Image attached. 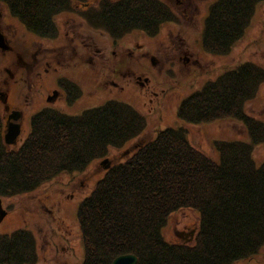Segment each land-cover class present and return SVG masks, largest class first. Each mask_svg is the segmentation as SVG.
Instances as JSON below:
<instances>
[{"label":"trees","instance_id":"obj_1","mask_svg":"<svg viewBox=\"0 0 264 264\" xmlns=\"http://www.w3.org/2000/svg\"><path fill=\"white\" fill-rule=\"evenodd\" d=\"M264 0H216L204 20L203 49L229 54L241 40ZM29 30L43 37L59 33L56 16L68 0H0ZM88 25L114 39L133 30L149 36L177 21L162 0H101L84 10ZM264 83V67L242 61L225 69L180 103L178 117L202 123L222 117L240 121L249 136L216 139L213 159L187 138L185 127H167L114 162L79 204L83 264H112L134 253L137 264H234L257 256L264 245V160L254 157L264 143V120L250 114L248 101ZM73 104L83 90L60 79ZM146 119L130 103L110 99L71 114L44 108L32 117L31 131L17 148L4 142L0 115V197L34 191L63 172L83 171L141 135ZM182 208L199 212L192 242L170 241L163 227ZM37 259L32 232L0 234V264H31Z\"/></svg>","mask_w":264,"mask_h":264},{"label":"rangeland","instance_id":"obj_2","mask_svg":"<svg viewBox=\"0 0 264 264\" xmlns=\"http://www.w3.org/2000/svg\"><path fill=\"white\" fill-rule=\"evenodd\" d=\"M89 1L92 2L90 7L98 2ZM179 1L169 0L167 3L181 18L166 22L156 36L133 30L114 39L107 30L90 27L83 11L75 7L69 9L72 11H63L58 17L60 42L69 39L66 32L71 27H78L84 45L79 47L80 54H54V60L70 70L63 71L57 65L49 77L55 80L57 76L67 75L78 80L84 95L70 106L64 102L52 106L67 113H81L87 107L98 106L112 98L130 103L145 116L146 126L139 137L121 148H112L107 156L112 163L123 160L141 142L154 138L159 130L167 127L187 128L188 140L216 160H219L213 147L216 139L249 140L240 121L222 117L202 123L184 122L178 117V108L187 95L239 62L252 61L264 67V1L258 4L244 37L226 55L211 54L202 46L204 20L215 0ZM0 10L4 17L23 26L7 5L0 3ZM21 26H18V34L26 45L40 39ZM173 32L178 35L172 37ZM172 40L176 43L174 47H170ZM138 43L142 46L137 47ZM127 46L130 49H126ZM148 49L151 53H147ZM21 51L23 56L27 55L26 51ZM15 59V52L3 53L0 49V76L9 75L3 67L13 69ZM75 59L76 63L73 62ZM9 84L12 85L11 103L15 107L18 95L24 94L25 90L21 92L17 77L10 79ZM41 88L46 90V87ZM40 95L36 97L37 105L43 104ZM246 108L250 114L264 120V83L256 97L247 102ZM38 109L36 106L32 110ZM29 129L27 119L23 123L22 136L27 135ZM254 157L259 163L264 160V143L255 146ZM105 158L92 161L84 171L60 173L34 191L2 197L8 214L0 224V234H10L19 228L29 229L37 244V259L31 264H83L85 248L77 211L80 202L105 174L107 168L102 163ZM198 221V210L182 208L170 215L163 234L170 241H182L185 237L178 232L187 229L189 234L197 228ZM234 264H264V245L253 260H239Z\"/></svg>","mask_w":264,"mask_h":264},{"label":"flooded vegetation","instance_id":"obj_3","mask_svg":"<svg viewBox=\"0 0 264 264\" xmlns=\"http://www.w3.org/2000/svg\"><path fill=\"white\" fill-rule=\"evenodd\" d=\"M68 1L70 3L71 9L75 7L76 10L79 9L82 10L83 12L84 10L88 9L92 4V2L89 0H68ZM168 1L169 0H165L164 2H166V4L169 5V3H167ZM100 2L101 0H98V2L95 5L100 4ZM0 3L5 4L4 2H0ZM174 12L177 16V19L181 18V16L178 15L176 11ZM61 13L62 12H60L56 16V24L58 29H59L58 26L59 23L57 22V20ZM81 21H83V19H81ZM22 25L23 26L18 25L15 22H13L11 19H7L6 17H4V13L0 10V32L3 34L5 41L9 47L7 50H4L2 47H0V49L3 51V53L15 52L16 54V59L12 64L14 65V68L10 69V67L8 66L3 67L5 72L8 73L9 75L0 76V110H3V112L1 111L0 112L2 117L3 132H7L8 127L10 125H18L21 131L16 142L13 144L14 146L19 145L26 137V136H22L24 121L28 119L31 128L32 117L38 112L42 111V109L40 108L46 106H50L51 108H56L53 107L52 105H56L59 102H64L66 106L67 105L70 106V103L68 102L67 99L70 93H67V91L62 87V85L60 84V79L68 78L69 80L73 81V83H75L77 86L79 85V87L82 89V86L80 85L79 81L78 80L76 81L74 78H71L70 76L61 75L56 77V75H54L56 77L55 80H51L49 77L50 76L49 73H52L51 71L53 69H56L57 65H59L63 71L70 70V69H64L61 65V62L55 61L53 57L54 54L65 55L67 52L80 54L79 47L82 48L84 44L81 40V32L79 31L78 27H71V29H69L66 32V36L69 39L61 43L59 38L60 32L54 38L43 37L29 30L24 24ZM18 26H21L23 29L30 31L33 35H36L40 39L32 40L30 45L28 44L26 45L25 40H22V36L18 34L19 31ZM176 35H178V33L173 32L171 36L173 37ZM171 43L172 45H170V47H174L176 45V43L173 42V40L171 41ZM141 46L142 45L138 43L137 47H141ZM125 48L130 49L129 46ZM21 50L26 51L29 57H27V55L23 56ZM146 51L147 53H151L149 49ZM132 53L134 52L132 51ZM152 56L155 60L154 55ZM58 59L60 60L61 58L58 57ZM79 59L80 58H78V60ZM73 62L76 63V59ZM15 77L18 78V84H20L21 92L23 93L25 90V93L18 95V99L16 101L17 105H14L15 107H13L10 96V92L12 91V85H10L9 83H10V79L13 80V78ZM41 87H46V90L43 91ZM39 93H41L40 98L42 99L43 104L37 105L38 100L36 97ZM83 95L84 94H82L73 104H75L77 101H80ZM36 106L39 107L38 112H34V110H32ZM181 235L184 236L185 239L188 238L187 236L188 234L186 232L182 233Z\"/></svg>","mask_w":264,"mask_h":264},{"label":"water","instance_id":"obj_4","mask_svg":"<svg viewBox=\"0 0 264 264\" xmlns=\"http://www.w3.org/2000/svg\"><path fill=\"white\" fill-rule=\"evenodd\" d=\"M0 47H2L4 50H7L8 44L5 41V38L3 34L0 32ZM20 133V127L18 125H10L8 127V131L5 134V141L8 144H11L16 141L17 136ZM7 211L2 206V199L0 198V223L3 221L4 217L6 216ZM193 233H191V236H193ZM138 256L134 253H127V254H121L117 256L112 264H137L138 263Z\"/></svg>","mask_w":264,"mask_h":264}]
</instances>
